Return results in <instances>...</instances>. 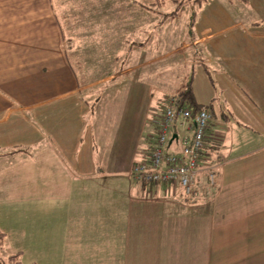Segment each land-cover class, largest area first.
Here are the masks:
<instances>
[{"label":"crops","instance_id":"1","mask_svg":"<svg viewBox=\"0 0 264 264\" xmlns=\"http://www.w3.org/2000/svg\"><path fill=\"white\" fill-rule=\"evenodd\" d=\"M68 3L0 0V218L18 219L28 193L31 216L50 214L48 232L61 235L63 264H264V29L206 20L184 38L161 23L160 48L150 50V38L111 43L89 59L99 71L88 77L62 25ZM121 52L132 60L113 69ZM159 59L176 70L169 82L149 79L159 78L149 69ZM188 80L196 101L219 113L205 162L222 161L213 183L200 166L193 198L131 175L150 157L156 107ZM118 98L112 128L96 136L90 116L105 124Z\"/></svg>","mask_w":264,"mask_h":264},{"label":"rangeland","instance_id":"2","mask_svg":"<svg viewBox=\"0 0 264 264\" xmlns=\"http://www.w3.org/2000/svg\"><path fill=\"white\" fill-rule=\"evenodd\" d=\"M162 1L160 3V0H134V3L130 6L121 0H68L69 3L63 5L66 14L64 17L62 16L63 19L61 21L66 32L68 45L73 48L76 47V50L72 51L73 53L70 52L71 56L78 51L81 56L87 58L86 64L88 67H92L94 66V62L91 63L89 59H94L97 51L100 52L102 50V54H105L106 50L110 52L109 45L111 46V43L114 46H118V44L120 47L124 46L123 49H125L129 47V43L137 44L139 41L143 42L150 38V50L160 48V45L152 43L154 39L157 40L160 34L158 30L161 23L163 29L167 28L171 31V37L178 35V37L184 38H188L190 31L194 32L196 31L195 28H200L207 24L206 20H208L213 29L230 28L240 20H243L250 26L264 29V0ZM200 15H205V17L202 16L201 18L202 24L199 23L200 20L198 21ZM131 17L133 18V22L128 27V18ZM179 18L181 21L184 19L182 28L177 24L180 20ZM176 19L179 20L177 21ZM192 22L198 23V25L194 26V24H191ZM127 30L132 31L128 38L124 34ZM119 31L124 35L117 37V34L120 33ZM155 35L157 36L155 37ZM121 53L118 60L110 64L113 69H118L120 64L125 66L126 62L132 60L131 57L125 56L123 52ZM190 60L191 54H187L186 62ZM150 67L149 69L152 70V74H156L159 77L158 79L154 76L149 77V79L152 78L155 82L159 81L161 77L169 82L176 76V70H171L167 62L162 61V59L156 60ZM77 69L80 68L78 67ZM188 70L191 74V63ZM87 71L86 76L94 77L99 69L98 67H92ZM146 72H148V69ZM148 75L150 76L149 73ZM205 81L200 85V89L202 90V87L204 89V95L202 94V96H206L207 94ZM159 96L162 97V94L158 91L156 98ZM198 98L201 97L199 96ZM103 100L105 103L107 99ZM220 100L218 99L219 102ZM158 102L160 103V99L155 100L154 108ZM221 102L223 101L221 100ZM120 104V98L109 101V110L102 116L105 124L99 123V125H96V118L90 116L96 136H99L102 130L106 129L109 131L112 128L117 118ZM155 110V113L158 115L162 111V106L156 107ZM217 111L215 110V115L212 117L213 119L211 118L213 122L219 119ZM176 128L180 131L184 130V127L179 126ZM214 165L215 182L216 175L219 172L218 168L222 165V161ZM28 198V193H26L23 204L24 210L12 215H16L18 219L12 217L11 219L7 217L0 218V231L5 233L3 242L0 245L1 258L5 261V264H63V245L62 242H59L61 241V235L53 234L54 231L48 232L50 229L49 222L53 221H48L50 214H47V217L45 215L46 212L42 213V216H31L30 206L25 205L29 200ZM56 227H52V229ZM59 232H61L60 229ZM10 256H15L19 263L11 262L9 260Z\"/></svg>","mask_w":264,"mask_h":264},{"label":"built area","instance_id":"3","mask_svg":"<svg viewBox=\"0 0 264 264\" xmlns=\"http://www.w3.org/2000/svg\"><path fill=\"white\" fill-rule=\"evenodd\" d=\"M157 117L150 157L147 161L133 162L131 175L143 183H169L174 189L180 187L187 197H193L201 165L214 182L215 165L205 162L203 156L212 115L205 106L195 112L189 107H178L173 94ZM179 126L184 130H178Z\"/></svg>","mask_w":264,"mask_h":264},{"label":"trees","instance_id":"4","mask_svg":"<svg viewBox=\"0 0 264 264\" xmlns=\"http://www.w3.org/2000/svg\"><path fill=\"white\" fill-rule=\"evenodd\" d=\"M175 96L177 97L178 107H189L192 112H195L199 107L203 106L201 103L196 101L191 87V82L189 80L176 90ZM4 235L5 233L0 231V245L3 242L2 240ZM9 260L14 263H19L15 256H10ZM0 264H5V261L1 258V256Z\"/></svg>","mask_w":264,"mask_h":264},{"label":"water","instance_id":"5","mask_svg":"<svg viewBox=\"0 0 264 264\" xmlns=\"http://www.w3.org/2000/svg\"><path fill=\"white\" fill-rule=\"evenodd\" d=\"M175 136V134L172 135V138Z\"/></svg>","mask_w":264,"mask_h":264}]
</instances>
